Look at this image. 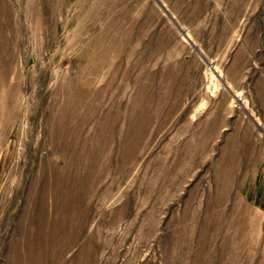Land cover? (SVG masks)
<instances>
[{"label":"rangeland","instance_id":"obj_1","mask_svg":"<svg viewBox=\"0 0 264 264\" xmlns=\"http://www.w3.org/2000/svg\"><path fill=\"white\" fill-rule=\"evenodd\" d=\"M0 264H264V0H0Z\"/></svg>","mask_w":264,"mask_h":264}]
</instances>
